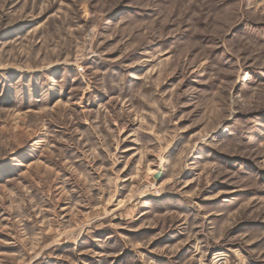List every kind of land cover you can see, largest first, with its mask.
Listing matches in <instances>:
<instances>
[{
	"label": "rangeland",
	"instance_id": "1",
	"mask_svg": "<svg viewBox=\"0 0 264 264\" xmlns=\"http://www.w3.org/2000/svg\"><path fill=\"white\" fill-rule=\"evenodd\" d=\"M0 264H264V0H0Z\"/></svg>",
	"mask_w": 264,
	"mask_h": 264
}]
</instances>
